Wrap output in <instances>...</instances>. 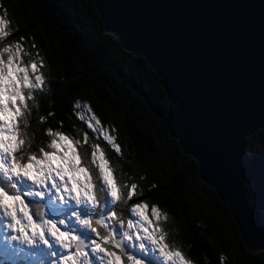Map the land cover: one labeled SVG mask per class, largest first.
Listing matches in <instances>:
<instances>
[{"label": "snow or ice", "instance_id": "1", "mask_svg": "<svg viewBox=\"0 0 264 264\" xmlns=\"http://www.w3.org/2000/svg\"><path fill=\"white\" fill-rule=\"evenodd\" d=\"M10 24L0 14V264H229L223 252L194 257L169 213L140 199L115 126L90 104H71L84 125L75 136L63 121L39 127L55 116L41 114L55 77L34 39Z\"/></svg>", "mask_w": 264, "mask_h": 264}, {"label": "trees", "instance_id": "2", "mask_svg": "<svg viewBox=\"0 0 264 264\" xmlns=\"http://www.w3.org/2000/svg\"><path fill=\"white\" fill-rule=\"evenodd\" d=\"M0 5L17 35L34 39L55 77L53 95L41 107V114L51 110L55 116L40 128L63 121L61 130L75 136L84 125L71 115V104L87 102L105 125L115 126L126 157L123 167L145 189L140 199L169 213L186 251L201 260L207 255L216 261L223 252L229 264H264V249H245L228 205L197 179L195 161L166 132L163 118L175 105L150 65L101 31L92 0H0ZM98 142L105 147L102 138ZM107 151L114 162V153ZM243 151L252 175L245 198L248 203L254 194L256 206H248L262 211L264 228V128L244 139Z\"/></svg>", "mask_w": 264, "mask_h": 264}, {"label": "water", "instance_id": "3", "mask_svg": "<svg viewBox=\"0 0 264 264\" xmlns=\"http://www.w3.org/2000/svg\"><path fill=\"white\" fill-rule=\"evenodd\" d=\"M102 32L142 55L168 101L163 125L228 205L245 249H264L244 139L264 128V0H92Z\"/></svg>", "mask_w": 264, "mask_h": 264}, {"label": "rangeland", "instance_id": "4", "mask_svg": "<svg viewBox=\"0 0 264 264\" xmlns=\"http://www.w3.org/2000/svg\"><path fill=\"white\" fill-rule=\"evenodd\" d=\"M72 5V4H71ZM75 7H76V5H75ZM86 115H87V113H86Z\"/></svg>", "mask_w": 264, "mask_h": 264}, {"label": "flooded vegetation", "instance_id": "5", "mask_svg": "<svg viewBox=\"0 0 264 264\" xmlns=\"http://www.w3.org/2000/svg\"><path fill=\"white\" fill-rule=\"evenodd\" d=\"M149 205V204H148ZM150 206V205H149Z\"/></svg>", "mask_w": 264, "mask_h": 264}]
</instances>
